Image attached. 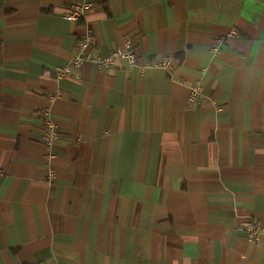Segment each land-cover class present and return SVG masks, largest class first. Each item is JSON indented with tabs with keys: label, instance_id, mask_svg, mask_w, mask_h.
<instances>
[{
	"label": "crops",
	"instance_id": "0c3cea01",
	"mask_svg": "<svg viewBox=\"0 0 264 264\" xmlns=\"http://www.w3.org/2000/svg\"><path fill=\"white\" fill-rule=\"evenodd\" d=\"M73 1L0 0V264H264V0Z\"/></svg>",
	"mask_w": 264,
	"mask_h": 264
},
{
	"label": "built area",
	"instance_id": "2783aa9c",
	"mask_svg": "<svg viewBox=\"0 0 264 264\" xmlns=\"http://www.w3.org/2000/svg\"><path fill=\"white\" fill-rule=\"evenodd\" d=\"M95 3L90 0H74L70 5L66 13L65 18L68 21H78L86 17L87 13L94 7ZM236 36V32L232 31L228 34L229 38ZM219 41V39L217 40ZM94 42L93 36L87 34L82 37L77 43V51L73 55L69 65L65 67H59L56 69L57 79L65 77H74L75 73L82 66L83 62L87 59H91L97 68L105 69L119 65L121 62L126 61L130 66H135L138 63V55L134 46L130 40H125L123 45L116 47L114 50L107 54H99L94 58L89 57V50ZM146 67H162L170 71L173 67L168 59L157 61L156 63H147ZM191 101H203L207 99L205 93V85L202 83H194L191 86ZM61 133L54 124L50 111L45 109L42 111V141L51 147L55 142L60 140ZM52 180L55 177V171L51 170L49 174ZM239 230L246 232V236L249 240L257 243L262 237H264V224L257 222H244L239 225Z\"/></svg>",
	"mask_w": 264,
	"mask_h": 264
}]
</instances>
